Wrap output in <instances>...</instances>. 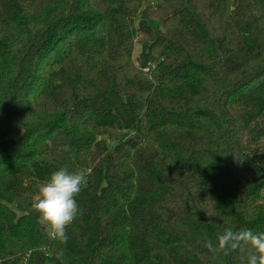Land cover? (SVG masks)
Wrapping results in <instances>:
<instances>
[{"label": "trees", "instance_id": "trees-1", "mask_svg": "<svg viewBox=\"0 0 264 264\" xmlns=\"http://www.w3.org/2000/svg\"><path fill=\"white\" fill-rule=\"evenodd\" d=\"M228 226L264 232V0H0V264H246Z\"/></svg>", "mask_w": 264, "mask_h": 264}, {"label": "clouds", "instance_id": "clouds-1", "mask_svg": "<svg viewBox=\"0 0 264 264\" xmlns=\"http://www.w3.org/2000/svg\"><path fill=\"white\" fill-rule=\"evenodd\" d=\"M87 170L70 171L66 166L51 173L36 190L31 209L38 214L39 222L50 230L53 239L65 243L69 239L68 228L82 210L77 197L87 183ZM209 250L225 256L246 247V264H264V232L247 228L225 227L216 235V245Z\"/></svg>", "mask_w": 264, "mask_h": 264}, {"label": "rangeland", "instance_id": "rangeland-1", "mask_svg": "<svg viewBox=\"0 0 264 264\" xmlns=\"http://www.w3.org/2000/svg\"><path fill=\"white\" fill-rule=\"evenodd\" d=\"M139 50H140V45L137 44V47H136V50H135V54H134L135 56L138 55ZM37 189H38V188H37Z\"/></svg>", "mask_w": 264, "mask_h": 264}]
</instances>
